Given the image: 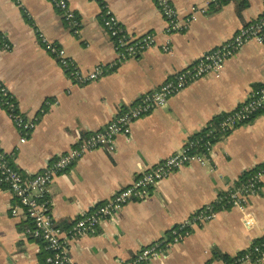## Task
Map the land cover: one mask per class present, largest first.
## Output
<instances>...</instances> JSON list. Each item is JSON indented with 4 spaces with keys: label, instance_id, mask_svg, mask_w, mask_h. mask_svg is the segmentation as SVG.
I'll list each match as a JSON object with an SVG mask.
<instances>
[{
    "label": "crops",
    "instance_id": "crops-1",
    "mask_svg": "<svg viewBox=\"0 0 264 264\" xmlns=\"http://www.w3.org/2000/svg\"><path fill=\"white\" fill-rule=\"evenodd\" d=\"M170 1L183 21L196 13L187 31L168 35L156 0H67L82 25L77 34L51 0H0V30L11 47L0 45V80L23 115L40 119L28 142L21 144V133L0 105V146L26 180L263 15L262 0H228L219 6L208 0ZM103 6L130 35L152 33L157 45L138 59L118 63L114 42L100 21ZM41 35L84 72L99 65L117 66L96 82L77 85L45 51ZM167 44L170 52L163 51ZM263 85L264 47L253 41L228 59L220 73L195 82L137 121L130 136L117 138L115 151L88 153L58 176L50 189L55 223L70 229L179 152L211 123L242 107ZM263 166L264 114H260L219 141L209 165L182 168L162 181L148 200L129 204L104 223L96 235L74 240L71 256L76 264L128 262L146 247L169 240L174 228ZM17 206V198L0 187V264H48L46 244L28 233L30 221L22 211L13 216ZM250 213L256 218L252 227L245 219ZM263 238L264 178L246 211L218 212L214 220L194 228L184 243L150 264H231Z\"/></svg>",
    "mask_w": 264,
    "mask_h": 264
},
{
    "label": "built area",
    "instance_id": "built-area-1",
    "mask_svg": "<svg viewBox=\"0 0 264 264\" xmlns=\"http://www.w3.org/2000/svg\"><path fill=\"white\" fill-rule=\"evenodd\" d=\"M61 12L65 23L78 33L82 27L78 17L71 10L67 0H51ZM158 7L167 21V34L173 35L185 32L196 19V13L183 21L175 6L170 0H156ZM228 0H208L210 5L219 6ZM263 15L255 23L243 28L231 41L206 53L195 64L177 74L166 82L156 92L143 96L132 108L118 115L107 127L84 139L68 154L57 159L48 169L30 180H26L20 170L0 146V183L7 187L18 201L13 209V216L24 214L30 221L29 235L46 244L49 252L48 264H76L71 256V245L74 240L85 236H94L99 227L117 217L129 204L136 201H146L151 197L155 188L164 180L172 177L182 168L194 163L202 166L209 165L216 144L228 136L241 125L252 121L256 116L264 114V85L255 90L242 107L228 114L217 123H211L203 135L191 139L179 152L168 158L155 169L145 173L131 186L121 190L110 201L86 213L68 230L61 229L52 216V200L50 189L55 179L69 171L88 153L105 149L111 152L116 149L117 138L121 135L130 136L133 125L141 118L149 115L158 108L164 107L169 100L184 91L195 82L211 75L220 73L228 59L234 57L249 43L256 41L264 47V0ZM205 13V11H203ZM100 21L114 42L118 53V63H125L138 59L145 51L157 45V39L152 33H144L138 37L130 35L119 22L114 13L103 6ZM44 49L55 57L73 83L88 85L103 78L113 71L117 63L99 65L94 70L84 72L59 47H56L47 37L40 36ZM0 45L10 50L7 36L0 30ZM164 52H170L169 44L163 47ZM0 105L12 119L21 133V144H26L38 126L39 118H29L19 111L16 98L10 93L7 86L0 80ZM50 106L51 103L47 102ZM264 178V166L257 169L247 182L229 192L225 199L224 208H239L246 211L249 199L261 190ZM224 201L218 198L214 203L206 205L190 219L171 231V240L159 241L143 249L134 259L122 264H150L155 259L165 256L177 245L184 243L192 234V230L202 227L214 220L219 212L216 204ZM224 211H227L224 209ZM245 219L249 226L256 224L255 216L246 214ZM264 261V243L256 244L246 254L235 259L231 264L246 262L262 263Z\"/></svg>",
    "mask_w": 264,
    "mask_h": 264
},
{
    "label": "trees",
    "instance_id": "trees-1",
    "mask_svg": "<svg viewBox=\"0 0 264 264\" xmlns=\"http://www.w3.org/2000/svg\"><path fill=\"white\" fill-rule=\"evenodd\" d=\"M202 135H203V134L201 133L200 135H198V136H196V137H194V138H198V137H200V136H202ZM246 181H247V180H245L244 182H242V183H240V184H243V183H245ZM240 184H238L237 186H239ZM0 187H1V188H5V189H7V187H6L5 185H2L1 183H0ZM228 196H229V192L220 195V198L224 199V201H223L221 204H216V209H217L219 212H220V211H224V209L229 210L230 206H227V207H225V208H224V206H223V204L226 203V202H225V199H226ZM170 240H171V238H170ZM262 243H264V238H263L261 241H259L258 244H262Z\"/></svg>",
    "mask_w": 264,
    "mask_h": 264
}]
</instances>
